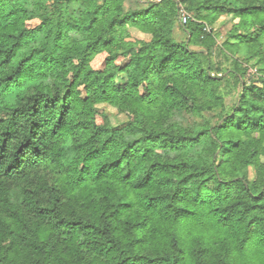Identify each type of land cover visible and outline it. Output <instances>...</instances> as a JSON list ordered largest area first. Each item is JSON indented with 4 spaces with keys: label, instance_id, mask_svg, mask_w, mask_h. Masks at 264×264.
Returning a JSON list of instances; mask_svg holds the SVG:
<instances>
[{
    "label": "clouds",
    "instance_id": "obj_1",
    "mask_svg": "<svg viewBox=\"0 0 264 264\" xmlns=\"http://www.w3.org/2000/svg\"><path fill=\"white\" fill-rule=\"evenodd\" d=\"M13 10L36 23L0 34V264H264V0Z\"/></svg>",
    "mask_w": 264,
    "mask_h": 264
},
{
    "label": "trees",
    "instance_id": "obj_2",
    "mask_svg": "<svg viewBox=\"0 0 264 264\" xmlns=\"http://www.w3.org/2000/svg\"><path fill=\"white\" fill-rule=\"evenodd\" d=\"M17 12L15 10L10 11L7 13V15L4 17L5 20H9V18L16 16ZM36 23V18H24L20 21H13V20H9V23H4L3 21H0V34L6 35L9 40L13 41V47H17V45H19L20 39L23 36V29H21L20 31H17V26L18 24H24V25H32ZM9 52H11V49L8 50ZM35 51V50H34ZM14 55L11 58L6 57V60L4 62H0V65H6V66H10L11 65V60L14 59ZM31 57L25 58V59H30ZM41 59H43V57H41ZM100 59L99 56L96 57V61H98ZM94 61V62H96ZM6 79H10L11 77H5ZM33 87H36L37 85H35V83H33L32 85ZM5 103H14L15 100L14 98H8L7 100L4 101ZM2 135L5 136V142L3 144H0V148H3L5 151L7 150V145L8 143L14 139V137L8 133L5 132ZM21 148L24 147V145L20 146ZM18 151L20 150L19 148L17 149ZM73 152L74 149H69L66 152V156L69 159V161H71V159L73 158ZM97 159H101V163H103L102 157L97 156ZM113 163H115V161H113ZM96 197H100L99 193L95 194ZM107 198L112 201L114 204L116 205H124L125 207L128 206V201L127 198L123 195V193H121L119 190L115 191V192H110L107 193ZM257 201L260 200H264V194H260L258 193L257 196L254 198ZM264 205L260 204V203H256L255 205H253L254 208L256 207H262Z\"/></svg>",
    "mask_w": 264,
    "mask_h": 264
}]
</instances>
